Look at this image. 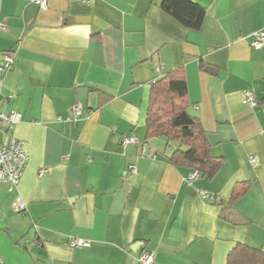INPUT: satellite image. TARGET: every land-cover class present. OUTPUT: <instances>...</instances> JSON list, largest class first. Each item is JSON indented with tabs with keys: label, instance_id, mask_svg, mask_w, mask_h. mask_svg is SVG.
I'll list each match as a JSON object with an SVG mask.
<instances>
[{
	"label": "crops",
	"instance_id": "1",
	"mask_svg": "<svg viewBox=\"0 0 264 264\" xmlns=\"http://www.w3.org/2000/svg\"><path fill=\"white\" fill-rule=\"evenodd\" d=\"M162 1L0 0V61L14 60L0 112L21 116L0 141L13 136L28 154L18 184L0 183L1 264H139L144 248L154 264H226L238 243L264 251V48L251 46L264 0H190L205 11L198 30ZM177 69L186 114L221 158L191 184L145 139L152 81Z\"/></svg>",
	"mask_w": 264,
	"mask_h": 264
},
{
	"label": "trees",
	"instance_id": "2",
	"mask_svg": "<svg viewBox=\"0 0 264 264\" xmlns=\"http://www.w3.org/2000/svg\"><path fill=\"white\" fill-rule=\"evenodd\" d=\"M161 9L190 30H198L205 11L190 0H163ZM189 106L186 80L182 69L167 73L155 80L150 90L145 120V139L164 138L167 146L177 144V149L167 156V161L177 167L197 171L200 177L211 178L221 165V158L213 157L206 133L200 122L192 119L188 125L175 124L176 118ZM234 193V199L239 196ZM226 264H264V251L238 243L228 253Z\"/></svg>",
	"mask_w": 264,
	"mask_h": 264
},
{
	"label": "built area",
	"instance_id": "3",
	"mask_svg": "<svg viewBox=\"0 0 264 264\" xmlns=\"http://www.w3.org/2000/svg\"><path fill=\"white\" fill-rule=\"evenodd\" d=\"M39 4L40 8L46 7V0H36ZM0 28H4V24L0 23ZM251 46L255 49L264 48V30L258 31L254 35V40L251 42ZM13 57L9 54H6L3 59L0 61V82L1 76L3 73L9 71L13 65ZM155 80L152 81V83ZM0 94V100H1ZM8 99L12 98V95L7 96ZM243 102L255 107L257 101L254 97V94L250 91H246L244 93ZM71 116L73 118H77L82 114V107L79 103H75L70 108ZM21 120L20 114L11 111V112H0V134L3 132V127L8 131L12 130L13 126L19 123ZM137 140L134 136L125 137L122 140V144H136ZM140 156H146V150L144 148L141 149ZM154 158V156H153ZM28 159V154L26 149L24 148L23 142L16 139L13 136H9L5 143L0 141V183H5L9 185V190L16 186L23 174L24 168L26 166V162ZM250 165L252 167H256L258 165V159L256 156H251L249 158ZM129 170L131 174L136 172L135 166L130 165ZM46 170H40L38 173V177H42ZM199 178V174L197 171H191L186 177L188 183H193ZM200 196L202 199L206 200L213 197V194H210L206 191H201ZM13 209L15 213L22 214L25 212L26 208L24 203L21 200H17L13 204ZM71 247H87L89 246L88 242H84L80 239L73 238L69 242ZM137 261L139 264H154V253L149 249H142ZM1 264V262H0Z\"/></svg>",
	"mask_w": 264,
	"mask_h": 264
},
{
	"label": "rangeland",
	"instance_id": "4",
	"mask_svg": "<svg viewBox=\"0 0 264 264\" xmlns=\"http://www.w3.org/2000/svg\"><path fill=\"white\" fill-rule=\"evenodd\" d=\"M159 140L161 142L160 146H158V147L157 146H154ZM148 142H149L148 144H150L151 148L157 147L155 149H157L160 152H163L165 150L166 153H171L172 151H174L175 149H177V144L170 143V145L167 146V143H166L165 139L162 138V137L161 138L149 139Z\"/></svg>",
	"mask_w": 264,
	"mask_h": 264
},
{
	"label": "water",
	"instance_id": "5",
	"mask_svg": "<svg viewBox=\"0 0 264 264\" xmlns=\"http://www.w3.org/2000/svg\"><path fill=\"white\" fill-rule=\"evenodd\" d=\"M192 123V119L185 113H181L175 120V124L188 125Z\"/></svg>",
	"mask_w": 264,
	"mask_h": 264
}]
</instances>
